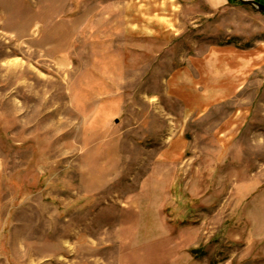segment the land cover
I'll return each instance as SVG.
<instances>
[{"label":"rangeland","instance_id":"1","mask_svg":"<svg viewBox=\"0 0 264 264\" xmlns=\"http://www.w3.org/2000/svg\"><path fill=\"white\" fill-rule=\"evenodd\" d=\"M0 264H264V14L0 0Z\"/></svg>","mask_w":264,"mask_h":264},{"label":"water","instance_id":"2","mask_svg":"<svg viewBox=\"0 0 264 264\" xmlns=\"http://www.w3.org/2000/svg\"><path fill=\"white\" fill-rule=\"evenodd\" d=\"M240 2L250 5L253 8H256L258 11L264 14V3L259 2L257 0H239Z\"/></svg>","mask_w":264,"mask_h":264},{"label":"crops","instance_id":"3","mask_svg":"<svg viewBox=\"0 0 264 264\" xmlns=\"http://www.w3.org/2000/svg\"><path fill=\"white\" fill-rule=\"evenodd\" d=\"M222 0H211V3L212 5L215 3V2H218L219 4L221 3Z\"/></svg>","mask_w":264,"mask_h":264},{"label":"flooded vegetation","instance_id":"4","mask_svg":"<svg viewBox=\"0 0 264 264\" xmlns=\"http://www.w3.org/2000/svg\"><path fill=\"white\" fill-rule=\"evenodd\" d=\"M257 1L264 3V1H263V0H257Z\"/></svg>","mask_w":264,"mask_h":264},{"label":"trees","instance_id":"5","mask_svg":"<svg viewBox=\"0 0 264 264\" xmlns=\"http://www.w3.org/2000/svg\"><path fill=\"white\" fill-rule=\"evenodd\" d=\"M264 1V0H263Z\"/></svg>","mask_w":264,"mask_h":264}]
</instances>
